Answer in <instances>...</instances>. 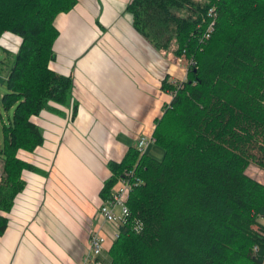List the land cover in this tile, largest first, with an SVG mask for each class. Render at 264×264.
<instances>
[{"label": "trees", "instance_id": "16d2710c", "mask_svg": "<svg viewBox=\"0 0 264 264\" xmlns=\"http://www.w3.org/2000/svg\"><path fill=\"white\" fill-rule=\"evenodd\" d=\"M76 3L0 0V38H20L1 97L13 112L0 129V235L22 172L36 170L18 156L43 143L31 117L71 98L72 76L49 64L55 18ZM124 11L163 56L191 62L184 79L161 82L172 97L152 132L161 158L135 146L109 164L103 200L125 171L141 183L106 264H264V183L247 173L251 163L264 170V0H129Z\"/></svg>", "mask_w": 264, "mask_h": 264}, {"label": "crops", "instance_id": "0c3cea01", "mask_svg": "<svg viewBox=\"0 0 264 264\" xmlns=\"http://www.w3.org/2000/svg\"><path fill=\"white\" fill-rule=\"evenodd\" d=\"M128 2L77 0L55 18L59 35L49 66L72 76L71 98L31 117L44 139L32 152L18 151L36 170L22 172L25 188L3 213L8 224L0 235V264H77L96 229L107 238L98 263L107 262L116 228L101 218L99 207L109 164L119 163L140 136L152 135L172 98L162 79L186 76L184 64L163 56L135 30L124 11ZM247 173L264 183L256 164Z\"/></svg>", "mask_w": 264, "mask_h": 264}, {"label": "built area", "instance_id": "2783aa9c", "mask_svg": "<svg viewBox=\"0 0 264 264\" xmlns=\"http://www.w3.org/2000/svg\"><path fill=\"white\" fill-rule=\"evenodd\" d=\"M212 24L213 22L210 26H212ZM181 57L182 55H180V58ZM186 60L187 64H190V58ZM152 143H154V137L152 135H143L139 137L136 147L141 153H144L146 151V147ZM140 183L141 179L135 175L133 169L125 171L119 178L118 184L112 190L109 198L104 200L99 207V215L101 218L116 228L113 239L118 236L117 228L120 223L125 222L129 216V207L127 205L129 192L133 186ZM134 223L135 227H141L139 221H135ZM252 227L257 230V226ZM106 239V235L102 234L99 229L91 231L87 249L77 264H99L97 258L104 250Z\"/></svg>", "mask_w": 264, "mask_h": 264}, {"label": "rangeland", "instance_id": "374dc122", "mask_svg": "<svg viewBox=\"0 0 264 264\" xmlns=\"http://www.w3.org/2000/svg\"><path fill=\"white\" fill-rule=\"evenodd\" d=\"M20 43V38L17 35H14L12 33H5L1 36L0 38V114L2 116V118H0V129L2 126V122L3 123H8V118L12 116V112H13V108L5 110L4 107L2 106V102H1V97L2 95L7 91V87H6V77H7V73H8V68H9V63L13 61L14 59V54L17 51V48L19 46ZM184 59H183V58ZM180 58L179 56H171L169 57L171 61L175 62L176 64H184L185 65V69L187 70L188 64H187V60L185 59L184 56H182ZM8 62V65H7ZM169 94H171L169 92ZM168 104V103H167ZM2 140V136H1V131H0V142ZM159 150V154L155 153L154 150L155 146H153V144L149 147V149H147V152L155 155L157 158H161L162 156V149L157 148ZM2 157L0 156V173L2 171ZM250 172V170H249ZM251 173V172H250ZM258 229V227H257ZM261 231V230H260Z\"/></svg>", "mask_w": 264, "mask_h": 264}]
</instances>
